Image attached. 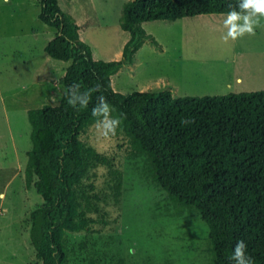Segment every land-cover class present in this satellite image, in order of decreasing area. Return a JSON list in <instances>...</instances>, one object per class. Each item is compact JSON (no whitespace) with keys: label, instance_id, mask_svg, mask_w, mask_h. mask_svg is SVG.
Wrapping results in <instances>:
<instances>
[{"label":"trees","instance_id":"trees-1","mask_svg":"<svg viewBox=\"0 0 264 264\" xmlns=\"http://www.w3.org/2000/svg\"><path fill=\"white\" fill-rule=\"evenodd\" d=\"M31 1L39 4L38 19L55 30L44 52L68 63L59 104L26 114L31 147L24 184L43 202L30 214L29 238L41 264H126L119 247L111 250L112 238L101 235L108 221L99 203L109 196L101 197L94 186L97 169L106 167L107 189L118 203L124 176L83 140L100 119L91 110L101 95L113 116L122 114L115 136L128 146L127 162L140 164L138 176L164 195L159 214L201 222V251L209 264H235L229 257L238 240L245 241L254 264H264V91L174 98L168 91L122 95L111 87V77L132 65L142 45L155 43L142 24L227 15L228 5L239 0H129L119 16L129 38L121 59L110 62L93 60L58 0ZM77 83L82 92L100 87L87 107L74 109L66 93ZM81 233L75 241L72 235Z\"/></svg>","mask_w":264,"mask_h":264},{"label":"rangeland","instance_id":"rangeland-1","mask_svg":"<svg viewBox=\"0 0 264 264\" xmlns=\"http://www.w3.org/2000/svg\"><path fill=\"white\" fill-rule=\"evenodd\" d=\"M127 1L58 0V5L74 20L78 38L89 46L93 60L110 62L121 59L129 38L119 26ZM39 11V4L31 0H0V264H41L29 238L30 214L43 202L24 184L31 147L26 114L59 104L64 92L60 79L68 63L44 52L55 30L38 19ZM225 18L142 24L155 43L146 41L132 65L111 77L112 89L122 95L168 91L174 98L264 91V18L254 35L227 41ZM84 136V142L106 155L112 169L124 176V194L115 203L107 189L106 167L96 171L95 193L109 196L99 206L108 221L101 235L112 238L111 250L119 247L126 264H209L201 251L206 227L193 217L159 214L164 195L138 176L140 164L133 168L127 162L124 139L106 138L96 125ZM72 237L79 241L83 233Z\"/></svg>","mask_w":264,"mask_h":264},{"label":"clouds","instance_id":"clouds-1","mask_svg":"<svg viewBox=\"0 0 264 264\" xmlns=\"http://www.w3.org/2000/svg\"><path fill=\"white\" fill-rule=\"evenodd\" d=\"M228 8L229 11L223 20V26L227 29L223 39L225 41L229 38L236 40L246 34L254 35L255 29L260 26L261 18H264V0H239L238 5L229 4ZM99 87L97 85L96 88L82 92L78 83L70 86L66 93L68 105L74 109L77 105L87 107L92 93L98 91ZM114 111L115 109L110 106L103 95L97 97V103L91 110L93 117L100 118L96 121V127L106 138L115 136L122 122V114L113 116ZM229 259L235 264H254V258L247 254V245L244 240L236 241Z\"/></svg>","mask_w":264,"mask_h":264}]
</instances>
